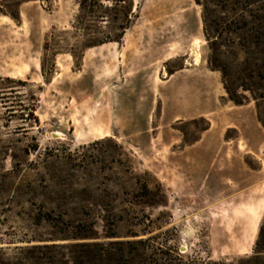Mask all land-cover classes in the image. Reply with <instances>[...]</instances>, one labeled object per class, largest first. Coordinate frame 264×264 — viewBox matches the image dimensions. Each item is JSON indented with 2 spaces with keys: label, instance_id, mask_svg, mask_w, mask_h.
I'll return each instance as SVG.
<instances>
[{
  "label": "rangeland",
  "instance_id": "obj_1",
  "mask_svg": "<svg viewBox=\"0 0 264 264\" xmlns=\"http://www.w3.org/2000/svg\"><path fill=\"white\" fill-rule=\"evenodd\" d=\"M115 1L0 12V264L86 233L146 241L118 248L120 264H249L264 0Z\"/></svg>",
  "mask_w": 264,
  "mask_h": 264
},
{
  "label": "trees",
  "instance_id": "obj_2",
  "mask_svg": "<svg viewBox=\"0 0 264 264\" xmlns=\"http://www.w3.org/2000/svg\"><path fill=\"white\" fill-rule=\"evenodd\" d=\"M8 0H0V12L6 10L4 4ZM33 0H13V9H17L20 4ZM100 1L112 0H79V14L92 15L96 9L102 8ZM119 0L115 3L118 4ZM5 14L16 21L10 12ZM108 42L110 39H107ZM103 44V43H101ZM264 59V51L259 53ZM229 95V91L226 89ZM237 104L236 102H234ZM132 238H138L133 235ZM107 239H114L110 237ZM95 238L91 235L78 234L72 237H61L59 240L51 242H36L34 245L28 243L25 247L14 249L13 256L6 264H120L121 255L118 254L122 247L137 249L146 244V241H127L93 243ZM137 251V250H136ZM249 264H264V216L258 229L257 238L254 244L253 256L247 261Z\"/></svg>",
  "mask_w": 264,
  "mask_h": 264
},
{
  "label": "bare ground",
  "instance_id": "obj_3",
  "mask_svg": "<svg viewBox=\"0 0 264 264\" xmlns=\"http://www.w3.org/2000/svg\"><path fill=\"white\" fill-rule=\"evenodd\" d=\"M193 46H194V48H196L197 49V43L196 42H194L193 43ZM195 50V49H194ZM193 56H195V57H193V58H195V64L194 65H197L196 63H197V61H198V55L196 54V53H193ZM199 62V61H198ZM162 77L163 78H165L166 77V74H165V72L164 73H162ZM58 136H61L60 134H55L54 135V137H58ZM185 249L184 248H182V251H184Z\"/></svg>",
  "mask_w": 264,
  "mask_h": 264
},
{
  "label": "crops",
  "instance_id": "obj_4",
  "mask_svg": "<svg viewBox=\"0 0 264 264\" xmlns=\"http://www.w3.org/2000/svg\"><path fill=\"white\" fill-rule=\"evenodd\" d=\"M9 78H10V75H9Z\"/></svg>",
  "mask_w": 264,
  "mask_h": 264
}]
</instances>
